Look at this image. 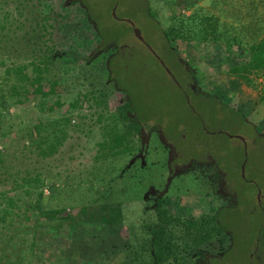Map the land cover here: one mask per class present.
Returning a JSON list of instances; mask_svg holds the SVG:
<instances>
[{
	"label": "rangeland",
	"instance_id": "1",
	"mask_svg": "<svg viewBox=\"0 0 264 264\" xmlns=\"http://www.w3.org/2000/svg\"><path fill=\"white\" fill-rule=\"evenodd\" d=\"M83 1L0 0V264H197L200 251L230 242L202 222L223 202L207 176L216 165L237 199L219 212L235 246L219 264H249L250 253V264H264V75L227 73L261 34L264 0ZM204 14L211 38L186 36L198 26L209 34ZM116 51L108 64L120 90L107 66ZM173 51L194 86L222 103L185 96ZM248 133H259L256 143ZM197 154L186 170L168 171V159ZM162 188L157 204L146 197ZM158 222L170 252L155 262Z\"/></svg>",
	"mask_w": 264,
	"mask_h": 264
},
{
	"label": "flooded vegetation",
	"instance_id": "2",
	"mask_svg": "<svg viewBox=\"0 0 264 264\" xmlns=\"http://www.w3.org/2000/svg\"><path fill=\"white\" fill-rule=\"evenodd\" d=\"M65 1H67V2H69V1H76V0H65ZM78 1V0H77ZM80 1H82L83 2V4H84V6H86L87 7V3H84V1L83 0H80ZM118 1L119 0H115L114 1V6H113V9H114V7H116L117 5H118ZM86 2V1H85ZM113 5V4H112ZM116 19H118L117 17H115ZM123 21H127L128 22V24L129 25H131V29H132V27H133V23H132V21L130 20V19H128V18H121ZM138 38V37H137ZM138 40L140 41V43H142V45L143 46H145L149 51H151V53H153V55L155 56V58H156V60H157V62L160 64V66L163 68V69H165L166 71H167V69H166V64L160 59V57L157 55V53H154L152 50H151V48L148 46V44L146 43L147 41L145 40V39H143L142 37L141 38H138ZM113 45H117L118 46V50L119 51H122L124 48H121L122 46L121 45H123V44H117V42H111ZM104 45H106V44H104ZM106 46H108V44L106 45ZM105 48V47H104ZM121 48V49H120ZM119 51H116V52H113V53H111L109 56H108V58H107V66H108V62H109V60H110V57H111V55H113V54H115V53H117V52H119ZM169 61H174V62H177L179 65H180V67L182 68V69H184V71H186V73L187 74H185V77H184V80H183V83H178V81L176 80V83H177V85L182 89V92L185 94V96L187 97V95L189 94V92L191 93V94H193L194 93V97L196 98V99H198V100H204V99H208L209 98V96L211 97H213V103H214V105H215V103L217 104V103H222L217 97H216V95H213V94H210V93H206V92H203V91H201L200 89H198L196 86H194V81H195V77H194V74L190 71V70H188V65L186 64V62L184 61V60H182L176 53H173V54H170L169 55V59H168ZM108 71H109V68H108ZM167 73H168V75H169V77H172V74L169 72V71H167ZM111 75V72L109 71V77H110V79H112V81H113V83H114V80H113V78L110 76ZM174 79V78H173ZM114 85H115V83H114ZM115 87L117 88V89H119L116 85H115ZM120 90V89H119ZM183 94V95H184ZM199 94V95H198ZM190 95V94H189ZM207 107H209V106H207ZM210 108V107H209ZM212 109H213V112H215V110L214 109H216V107L215 106H212ZM224 109H227V110H230V109H232L231 107H229V106H227V108H224ZM127 110H131V107L129 106H127ZM216 111H218V110H216ZM132 114H133V112H132ZM196 114L199 116V110L197 111L196 110ZM134 115V114H133ZM243 119V122H245L246 124H248L249 123V121L248 120H246L244 117L242 118ZM246 134V133H245ZM251 133H248V135H250ZM259 133H257V134H255V135H253V134H251V139L254 141V143H256V141H255V139H256V135H258ZM245 136L246 135H236L235 137L236 138H239L240 140H241V143L242 144H244V146H246V140H245ZM259 136V135H258ZM248 138H250L249 136H248ZM167 142L169 143V141L167 140ZM260 142H262V141H260ZM255 145V147L254 148H252V151H254V150H258V151H261L262 150V145H261V143H259V145L258 144H254ZM169 152H171V150L169 151ZM175 152V151H174ZM177 157H178V154L176 155ZM198 156V154L195 156V158L193 157V158H191L190 160H188L187 162H181L180 164H178L176 161H170L169 159L167 160V167H168V171L169 172H171V174L172 173H176V172H179V171H184V170H186L187 168H189L188 166H190V163H192V161L193 162H197L200 158H198L197 157ZM189 164V165H188ZM218 167V165H216V168L214 167V169L213 168H211V169H209L208 170V173H207V176H210L211 175V180H213L214 181V183H213V189H212V194H213V199L215 200V201H217L216 199L219 197L221 200H223V202L222 203H220L219 205H218V207H216V209L211 213V214H209L208 216H206V217H203V220H202V222L204 223H206L207 222V220L206 219H209V221L208 222H212L213 224H214V226L218 229V230H221V231H223L226 235H227V237H228V239L230 240V242H229V245H227V247L226 248H224L223 250H220L219 252H207V251H200L199 253V256H198V258H197V264H203V263H205V264H209V258H213L214 260L215 259H217V258H221L222 257V253L224 254V253H226V251H229V250H232V249H230L231 247H235L234 245H233V243H234V239H233V233H232V230H231V226L229 225L230 223H228L227 221H226V218L224 217V216H219L220 215V211H222L221 209L222 208H225V209H230L231 207H233V206H235L236 204H231V207H230V203H231V201H228V199L227 198H229V199H234L235 200V202H237V199L234 197V194H233V190H232V187H231V180H230V182L228 181V179H226V178H220V174L219 173H223L224 174V176H225V172L224 171H220V169L219 168H217ZM201 170H204V169H201ZM206 170V169H205ZM213 170V171H212ZM205 172H203V174H204ZM169 177V176H168ZM205 179V178H204ZM202 182H204V180L202 179L201 180ZM251 181H252V179H251ZM254 181V180H253ZM254 183L256 184V187H257V182H255L254 181ZM216 184V185H215ZM164 191V188H162V189H160V190H157V189H151L150 191H149V193H147L146 194V197L147 198H151V199H154V200H156V201H154V204H157V199H158V196L159 195H161V193ZM245 194V196H246V193H244ZM254 195V194H253ZM253 195H252V201H254V197H253ZM244 196V195H243ZM257 203L258 204H261V202H260V193H259V195L257 196ZM234 202V203H235ZM256 203V202H255ZM226 204H228V206H226ZM228 207H230V208H228ZM224 209V210H225ZM226 216L227 215H229V211H227V212H225L224 213ZM263 215H264V211H263ZM213 216H218V218L219 219H221V221L223 222V225L222 224H220V222H219V226L216 224V222L214 221V219H213ZM231 216H234L233 214L231 215ZM261 220H264V216H261ZM219 221V220H218ZM262 224V223H261ZM260 224V226H259V229L257 230V232L259 233V232H261L262 231V225ZM259 235V234H258ZM256 240H258L257 238H256V236H252V239H250V242H249V245H248V247H249V249L250 250H254V245L256 244V242L254 243V241H256ZM229 249V250H228ZM234 249V248H233ZM253 257V255H251V253H250V255H249V257H247V261H249V264H250V259ZM220 261L221 260H219V261H217V262H215L214 264H219L220 263Z\"/></svg>",
	"mask_w": 264,
	"mask_h": 264
},
{
	"label": "trees",
	"instance_id": "3",
	"mask_svg": "<svg viewBox=\"0 0 264 264\" xmlns=\"http://www.w3.org/2000/svg\"><path fill=\"white\" fill-rule=\"evenodd\" d=\"M142 5V4H141ZM142 7L144 8V6L142 5ZM195 13V10H193ZM91 13L88 11L87 15L88 18L95 24V22L92 20V17L90 15ZM193 15V14H192ZM147 18V17H146ZM204 20H206L208 23L211 21V16H208L206 14H204L203 17ZM211 26V23H209ZM263 30H260L261 34H258L257 37H255L252 41H250L247 44V48H248V57L247 60L241 64H236V65H232L227 69V73L238 77L240 79H247V75L249 72H255L256 74H263L264 75V25L262 26ZM196 32H194V28H191L190 31H187V33L185 34L186 36H190V37H198L199 39H207L208 37L211 38V33L214 32V27H210V32L208 34V32L206 31L207 28L204 26H198L196 27ZM165 39V41H168V32L164 33L162 35ZM117 42V41H114ZM118 53V52H117ZM117 53L111 55L110 59H112ZM173 53H175L173 51ZM110 61V60H109ZM108 68L109 64H108ZM109 71L111 72V70L109 69ZM113 80L115 85L118 87L116 80L114 79V76L111 72L110 75ZM35 81L31 79L30 84L34 85ZM48 90H45L43 92H47ZM126 98V95H125ZM260 100L264 101V93L262 95L259 96ZM103 221H113L114 219H110L108 218V216H103ZM214 221L216 222V224L219 226V222L220 224L223 225V222L221 221V219L218 218V216H213ZM207 222L209 221V219H206ZM219 220V221H218ZM167 231H169V228L165 227V224H162L160 222L156 223V225H154L153 227H151L150 230V238H149V247L151 250V256L153 257V261L158 262L160 261L164 255H166L169 251V236L167 234ZM208 234V233H206ZM225 254V253H224ZM222 253V257L224 255ZM221 257V258H222ZM221 258H217V259H211L209 258V264H214L215 262L221 260ZM205 264V263H203Z\"/></svg>",
	"mask_w": 264,
	"mask_h": 264
},
{
	"label": "water",
	"instance_id": "4",
	"mask_svg": "<svg viewBox=\"0 0 264 264\" xmlns=\"http://www.w3.org/2000/svg\"><path fill=\"white\" fill-rule=\"evenodd\" d=\"M133 29H134V33H135V35L138 37V38H141V36H140V34L138 33V31H136V29L133 27Z\"/></svg>",
	"mask_w": 264,
	"mask_h": 264
}]
</instances>
